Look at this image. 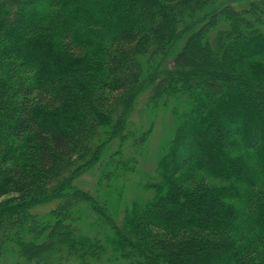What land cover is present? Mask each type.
Listing matches in <instances>:
<instances>
[{"label":"trees","instance_id":"16d2710c","mask_svg":"<svg viewBox=\"0 0 264 264\" xmlns=\"http://www.w3.org/2000/svg\"><path fill=\"white\" fill-rule=\"evenodd\" d=\"M0 264H264V0H0Z\"/></svg>","mask_w":264,"mask_h":264},{"label":"rangeland","instance_id":"374dc122","mask_svg":"<svg viewBox=\"0 0 264 264\" xmlns=\"http://www.w3.org/2000/svg\"><path fill=\"white\" fill-rule=\"evenodd\" d=\"M148 88H146L141 93L139 97V101L137 102V109L135 110L134 115L132 117V120H135L136 124L139 125L143 123L144 124L143 127L145 128L149 127L148 125L153 119L151 118L150 113L146 110L145 107L146 100L149 96V91H150V89ZM158 118L159 119L156 120V125H155V129L157 128V131H155V133L152 134L150 145L147 148L148 150L145 153L144 157L143 156L141 157L140 164L137 170L129 176L131 181L129 180L130 182L128 183V186L124 190L123 195L117 197L115 202L112 201L111 194L109 193L110 201L112 202L111 207L114 209V212L117 211L119 207H121L122 210L124 207L128 206L132 200L141 196L140 194L142 193V186L139 184L147 182L150 179L149 175H151L152 172L149 174L147 173L153 170L155 163L153 162V155L158 152V145L160 143L161 138L165 135L166 133L165 129L168 127L169 124L168 121H170L169 116L164 114L162 111L159 112ZM99 180H100V172L98 170L88 171L87 173H84L76 180V185L82 189L91 191L92 193L99 191L100 193H102L101 194L102 197L107 198L105 194L107 193L106 192L107 183L105 182L99 183ZM99 188L101 190H99ZM50 207H53V205L45 206L41 209V211H47ZM120 213L122 214V211Z\"/></svg>","mask_w":264,"mask_h":264}]
</instances>
